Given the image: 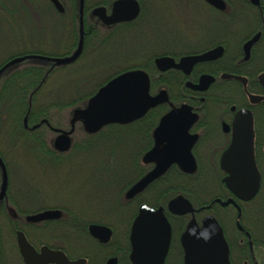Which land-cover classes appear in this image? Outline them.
<instances>
[{
	"label": "trees",
	"instance_id": "16d2710c",
	"mask_svg": "<svg viewBox=\"0 0 264 264\" xmlns=\"http://www.w3.org/2000/svg\"><path fill=\"white\" fill-rule=\"evenodd\" d=\"M71 1L75 5L73 16L69 11L58 12L49 0H0V70L12 57L35 55L10 64L1 72L0 121L6 126L8 142L16 138L18 132L27 133L26 146L38 157L35 160L32 155L24 157L25 163H37L39 159L42 170L49 175L46 178L54 182V189L57 192L64 189L60 191L61 195H47L41 185L38 200L27 205L29 212L61 209V218L38 223L37 237L27 228L21 229L36 245L85 246L96 241L89 233V224L99 223L114 231L109 244L130 243L129 230L141 203L166 209L171 198L182 194L200 208L211 204L226 190L216 180L219 170L189 172L175 164L148 186L145 191L148 197L144 198L145 194L128 197L132 186L149 170L143 164V158L154 146V131L171 110L170 103L197 105L185 87L175 90L167 85L168 101H157L133 121L111 122L96 130L83 131L79 137H73V129L70 147L66 151H52L46 137L49 127L55 128L56 134L69 131L75 115L86 109L90 100L114 78L131 70L146 69L150 71L152 95H157L169 83V74L162 75L164 79L159 78L160 72L155 67L154 54H151V37L159 27H151L148 21L146 0H141L142 12L136 20L111 26L103 25L92 15L90 3L85 4L83 27L79 0ZM112 1L106 2L108 8ZM238 18L234 16L233 20ZM22 35L27 37L24 44L33 40L42 43L52 36L53 45L65 48L60 52L59 48L23 47L17 54L7 55V46L16 44ZM80 40L84 42L83 52L75 62L60 57L68 54L64 53L66 50L73 51ZM229 83L230 88L205 93V101L199 103L203 107L201 125L208 124L207 117L219 105H252L240 82L231 80ZM247 89L251 93H264L255 84H250ZM256 107V116L264 125V99ZM68 114L70 118L66 120ZM28 127H34L30 131L32 134L27 132ZM48 198L58 203L53 205ZM216 209L201 211L197 214L198 220L221 208L217 205ZM244 213V224L252 231L254 244L264 246V171L261 191L246 204ZM121 229L126 230L123 233ZM13 231L14 228L9 232V238L14 236ZM115 249L121 261L129 259L130 246ZM107 256L104 254L99 258L105 261Z\"/></svg>",
	"mask_w": 264,
	"mask_h": 264
},
{
	"label": "flooded vegetation",
	"instance_id": "af4514ba",
	"mask_svg": "<svg viewBox=\"0 0 264 264\" xmlns=\"http://www.w3.org/2000/svg\"><path fill=\"white\" fill-rule=\"evenodd\" d=\"M49 1L59 12L53 0ZM115 1L116 0H113L110 8H108V5H106L108 0H79L81 26H84L83 8L85 4L88 3H90L92 15L97 17L103 25L111 26L117 24L114 23L107 25L98 16L93 14V11L97 7H105L108 14H110ZM137 1L140 6L139 15L130 21L136 20L142 12V2L141 0ZM59 2L64 8V11L60 13L69 11V13L71 12L70 16H73V10L75 8L74 3L71 0L67 2L59 0ZM146 2L148 21L150 22L151 27L152 25L159 27V30H156L155 35L151 37L150 41L151 54H154V63L158 57L162 56L173 57L178 62L184 56L202 54L216 47L221 46L224 50L222 55L218 58L196 63L188 73L177 68L161 71L155 63L156 69L160 72L159 78L164 79L162 75L169 74V83H166V87L161 88L157 95H152L150 93L151 76L150 71L146 69L131 70L113 79H118L119 77L127 74H139L140 77L143 75V78L146 80L148 85V97L156 99L154 103L161 100L163 101V99L168 101L167 85H171L175 90L185 87L187 91L191 92V96L194 97L197 104L192 105L187 102L180 104L170 103L172 107L171 110L163 116L154 131V146L146 152L145 157L143 158V164L147 165V169L149 168V170L143 173L141 178L132 186L128 192V197L134 198L139 195L142 197L148 186L161 178L163 174L175 164L189 172L198 171V169L202 170V172H209L217 169L219 170V175L216 176V180H219V183L223 184L226 193L215 197L211 204L200 208L193 205L196 208V212L194 213L196 224L200 228L203 226L204 219L207 216L214 215L219 221L223 236L229 247V260L231 264H263L264 246L262 244H254L253 233L245 226L243 215L245 214L244 211L246 204L254 200V198L260 193L263 182L264 139L262 140V137H264V125L262 124V119L260 120V118L256 116V112L258 110L256 105L264 99V93H251L247 88L250 84H255V86L257 85L261 87L264 92V84L260 78V76L264 74V0H224L226 4L225 9L217 8L207 0H146ZM16 15L18 16V13ZM234 16L240 18L233 20ZM80 31L82 30L80 29ZM253 39L255 40L252 42L249 50L247 51L246 45ZM80 42L81 40L77 41L75 47L73 46V51L66 50L64 53L68 54L64 56L61 54L60 57L67 58L76 52ZM72 45H74V43ZM67 47L69 48V46ZM64 48L65 47H60L58 50L61 52ZM168 51L171 54H165ZM18 52L19 50L10 49V51L6 54L14 55ZM25 56L27 58L35 55L28 54ZM13 58L16 57H12L7 60L4 66H6ZM76 60H74V62ZM203 75H212L215 79L207 89L201 91L193 89L189 86V83L198 84ZM231 80H235L237 84L240 82V85L243 86V89L246 92L245 94L252 105H217L218 109H213L212 115L207 117L208 124L201 125L199 121L202 118L201 111L203 107L200 106L199 103L205 101V93L215 89L221 90L230 88L231 83L229 82ZM135 88L137 89V87H134V89ZM154 103L150 104L147 109ZM233 107L235 108L233 109ZM243 110H251L253 115L254 156L261 176L260 190L251 200L239 199L233 192H231L226 181L229 173H227L221 166V158L231 147L239 127L241 120L239 112ZM88 115L89 114H76L74 120L72 121L71 129L67 132L59 133L58 135H56L55 128L49 127V130L55 135L52 137L51 134L47 132L46 136L47 143L52 151H66L70 147L72 143L71 132L73 129L76 130V128H80L82 131H89L92 129L89 125L90 120ZM137 118L138 117H135L127 122L133 121ZM24 121L26 123L27 119L25 118ZM111 122L123 123L126 121L119 120L116 117L103 120L99 119L95 129L92 130H96ZM178 126H182L183 130L178 136L171 138L173 129ZM28 128L27 132L32 134L30 131L33 130L34 127ZM6 134V126L2 124V121H0V156L3 159V164L0 163V193L2 191L3 178L5 174L8 179L5 195L0 199V264H26L20 246L17 242V232L19 230L23 231L21 228L25 227L28 232L37 237V224L40 222H31L27 219V217L31 214L44 210L29 212L30 210L27 208V205L38 200L39 187L41 184L38 179V172L31 167L32 165L21 161L19 162L18 160L20 159H18V157L24 159V157L32 155L35 160L38 156L35 155L32 148L30 149L26 146L27 142L25 141V138L27 133L25 131L18 132L16 134V138H14L11 142H8L9 137H7ZM62 135L66 136L69 140V144L66 149H60L57 145V141ZM13 141L14 143L12 144ZM188 144V155L192 157L195 165L193 171H190L186 167L184 160L179 157L175 159L143 190L138 191L133 195H129L131 190L143 178L159 167L172 155L181 151ZM38 160L39 159L36 160L37 163ZM180 195L182 194H178L171 198L168 201V204L172 199ZM146 196L148 197V193L145 194L144 198H146ZM219 198L222 200L233 198L237 205L230 203L223 206L217 202V199ZM144 200L146 201L147 199ZM168 204L166 208L167 210L163 206L155 207L148 202H143L139 205L138 212L129 230L131 240L130 243L117 241L114 244H109L114 235L113 231L112 238L108 243H103L95 238V242L85 244V246H49L47 244H32L37 253H41V250L44 247L43 245H47L50 249L64 251L70 260L84 258L86 259L85 264H107V261L112 257H117V264H138L133 253L134 244L131 238L133 231L136 227L142 226L146 222L153 221L155 219L154 216L147 213V208L153 207L156 210L162 208V215L167 220L170 227V239L168 244L169 249L163 264H185V250L182 239L184 232L188 229L190 222L193 219V214H173L169 211ZM217 205L221 208L219 212L206 213L202 216L200 221L198 220L197 214L201 213L203 210L216 211ZM62 215L63 211L61 210V216L59 218H61ZM185 216H189V218H185ZM239 225H241L242 228H240ZM13 228L14 236L11 235L9 238L8 234L13 230ZM125 230L126 229H121L120 231L124 233ZM24 233L26 235V232ZM175 234L177 235L175 240L176 242L173 241ZM231 241L233 244H231ZM128 246H130L129 259L121 261L120 256L115 254V248H127ZM104 254H108V256L105 261H101L99 257L101 255L103 257ZM48 264L55 263L49 262Z\"/></svg>",
	"mask_w": 264,
	"mask_h": 264
},
{
	"label": "water",
	"instance_id": "95a60500",
	"mask_svg": "<svg viewBox=\"0 0 264 264\" xmlns=\"http://www.w3.org/2000/svg\"><path fill=\"white\" fill-rule=\"evenodd\" d=\"M83 1V0H82ZM217 8L225 9L224 0H207ZM59 12L64 8L59 0H53ZM140 12V6L137 0H116L112 11L108 14L105 7H97L93 14L98 16L107 25L118 22L130 21L135 19ZM256 39V38H255ZM246 45L248 51L252 42ZM83 42L81 40L78 49L69 57L67 61L76 60L82 52ZM223 47H216L202 54L188 55L176 61L170 56L158 57L155 60L156 66L161 71L171 68L182 69L190 72L191 68L198 62L208 61L218 58L223 53ZM26 56L13 58L6 66L0 70V74L9 64L23 61ZM139 74H127L118 79L111 80L106 86L101 88L99 93L90 100L89 113L90 128L95 129L99 119L118 118L122 121H128L141 116L147 107L154 103L156 99L148 97L147 82L144 76ZM143 78V79H141ZM264 84V74L260 76ZM212 75H203L198 84L189 83V86L196 90H205L214 81ZM134 87H137V89ZM161 99V98H158ZM235 107H233L234 109ZM240 124L237 129L231 147L223 154L221 158L222 168L229 173L226 178L228 188L239 199L251 200L259 192L261 186V176L258 171L254 156V128L253 115L251 110L240 111ZM183 130L182 126L173 129L171 138L178 136ZM69 140L62 135L57 141L60 149H66ZM189 144L181 151L172 155L159 167L143 178L130 192L133 195L143 190L151 181L160 175L175 159L181 157L186 167L193 171L195 168L193 159L188 155ZM0 163L3 159L0 156ZM7 175H4L0 199L4 197L7 187ZM217 202L226 206L230 203L237 205L233 198L228 200L217 199ZM171 213L177 215L193 214L188 229L183 234V247L185 250V264H231L229 260V247L223 236L219 221L214 215H209L204 219L203 226L198 227L194 213L196 208L186 197L180 195L172 199L168 204ZM147 213L155 217L153 221L146 222L144 225L136 227L132 234L133 253L138 264H163L169 249L170 227L167 220L162 215V208L159 210L153 207L147 208ZM157 215V216H156ZM61 216V210L48 209L35 214H31L27 219L31 222H41L45 220L57 219ZM197 226V227H196ZM240 228L241 225H239ZM89 233L99 241L108 243L113 235V230L104 224L91 223ZM17 242L20 246L22 255L26 264H85L86 259L80 258L70 260L62 250H54L43 245L41 253H37L33 244L27 239L25 233L21 230L17 232ZM107 264H117V257H112Z\"/></svg>",
	"mask_w": 264,
	"mask_h": 264
},
{
	"label": "rangeland",
	"instance_id": "374dc122",
	"mask_svg": "<svg viewBox=\"0 0 264 264\" xmlns=\"http://www.w3.org/2000/svg\"><path fill=\"white\" fill-rule=\"evenodd\" d=\"M26 38L27 37H24V35H22L20 38H18V41H17L16 44H13L12 46H7L6 53H8L10 51V49L19 50V49H22L23 47H29L30 48V47L42 46V47H47V48H51V49L60 48V47H57V46L53 45V41L52 40L54 38L52 36H48L42 43H39L37 40H33L32 42L27 41V43L24 44ZM67 112L68 111H66V114H67ZM90 112H91V107L89 105L85 109L84 112H80L79 114L87 115ZM69 118H70L69 114H68V116H65L66 120L69 119ZM68 125H69V120H68ZM82 132L83 131L80 128H76L75 133L73 134V137H79ZM49 133L51 134L52 137L55 136L54 133L52 134V132L50 130H49ZM56 135H58V134H56ZM6 136L8 137V134H6ZM73 137H71V138H73ZM18 159H20V160H18L19 162L20 161L21 162L24 161V159H22V158L18 157ZM24 163H25V161H24ZM30 165H32L31 167L34 168V170L38 172V179L40 181V184L43 186L44 192L47 193V195L48 194L55 195L57 193V196H58V194H60V191L62 192L64 190V189L63 190L60 189V191L57 192L54 189V187H53L54 186V182H52V181H50L49 179L46 178V176H49V175L42 170V165L41 164L36 163L35 161L34 162L32 161V163ZM39 189H40V187H39ZM64 193H65V191H64ZM48 199H49L48 200L49 203H51L53 205L58 203L57 201H50V198H48ZM64 201L67 202L68 200L64 197ZM5 232H6V229H5Z\"/></svg>",
	"mask_w": 264,
	"mask_h": 264
}]
</instances>
